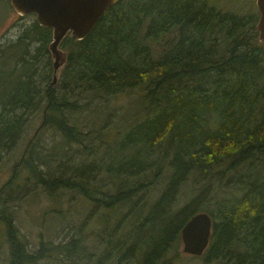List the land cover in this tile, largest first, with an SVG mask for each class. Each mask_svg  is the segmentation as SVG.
<instances>
[{"label":"trees","instance_id":"16d2710c","mask_svg":"<svg viewBox=\"0 0 264 264\" xmlns=\"http://www.w3.org/2000/svg\"><path fill=\"white\" fill-rule=\"evenodd\" d=\"M258 18L255 12L224 13L205 0H121L84 39L64 38L68 61L56 84L52 29L35 21L41 49L52 60L44 78V123L63 141L48 152L30 141L22 165L48 192L76 191L112 214L105 241L113 244V259L101 255L103 263L167 264L186 222L206 212L213 220L206 262L264 264V43ZM31 31L23 32L27 52ZM10 78L11 89L0 100L11 115L0 120V156L21 138L35 83L31 75L22 84ZM136 89L143 99L128 124L113 128L117 136L109 137L110 128L86 131L71 119V111L95 98ZM76 90L86 99H78ZM102 173L118 180L116 189L104 190ZM192 178L201 187L193 186L194 196L174 210ZM148 191L156 196L143 200ZM9 235L11 263L35 261L49 251L42 242L38 254H26L19 236Z\"/></svg>","mask_w":264,"mask_h":264},{"label":"rangeland","instance_id":"374dc122","mask_svg":"<svg viewBox=\"0 0 264 264\" xmlns=\"http://www.w3.org/2000/svg\"><path fill=\"white\" fill-rule=\"evenodd\" d=\"M205 1L218 6L224 13L229 11L238 16H248L252 12L259 14L254 0ZM35 21H38L35 13L21 15L13 8L10 1L0 0V48L4 49L2 56L0 53V83L2 85L0 100L4 93L11 89L8 77L14 81L13 84H22L23 80L28 82L29 75L32 78L34 76L33 79H35V83L31 81L32 92L27 94L31 104L25 114L26 118H23L21 138L12 151L4 152L0 156V264H15L10 262L12 256L9 234L19 236L26 254H38L42 242H45L49 249L46 253L43 251L45 256L35 261L31 259V262L24 260L21 264H107V261L113 259V244L105 241L110 231L108 223L112 222L107 221V218L112 214L97 208L96 204L76 191L61 189L52 193L48 192L30 177L31 172L28 167L22 165L23 159L31 148L30 141L40 147L44 146L45 152H48L49 147L55 142L63 141L53 128L44 123L48 106L46 96L48 82L44 78L49 74L52 60L49 61V54L41 49L40 35L34 30ZM24 30L25 32L32 30L33 40L29 45V52L24 46L26 39H22ZM249 33L247 31L246 35L242 36L249 37ZM222 42L224 46L230 44L227 39H223ZM29 64H33L32 67ZM22 92H26L24 86L21 87V94ZM78 92V99H86L84 93ZM142 99L141 89L105 95L93 99L92 103L84 109L71 111L70 116L73 122L86 131L95 132L110 128L109 137H113L117 136L113 128L122 121L128 124L130 115L135 107L140 106ZM10 116L0 103V120L6 121V117L10 119ZM98 136L99 133L95 135V138L100 142L101 139ZM18 174L20 177L17 180ZM100 178L103 179L104 190L120 184L117 179H113L114 177L107 173H102ZM189 181V184L187 183L179 191L173 204L174 210L180 209L194 196L191 190L193 186L201 187L194 178ZM155 196V192L148 191L143 194V200ZM202 203L200 201V204ZM154 217L151 214V220ZM159 222L165 224L166 220H159ZM148 226L151 228L152 223L150 222ZM123 232L124 229L120 231L121 234ZM123 237L124 235H121V238ZM58 244L60 247L54 251V247ZM68 245L73 248L71 253L64 248ZM78 249H80L79 256H74ZM101 255L108 256L105 263L101 260ZM167 262V264H233L223 263L221 260L206 262L205 254L194 256L185 253L182 237L180 242L172 245ZM120 264L126 263L122 261Z\"/></svg>","mask_w":264,"mask_h":264},{"label":"water","instance_id":"95a60500","mask_svg":"<svg viewBox=\"0 0 264 264\" xmlns=\"http://www.w3.org/2000/svg\"><path fill=\"white\" fill-rule=\"evenodd\" d=\"M21 15L35 13L38 23L52 29L49 50L53 58V80L68 61V52L62 48L64 38L70 34L81 40L90 34L105 11L121 0H9ZM259 10L257 30L264 43V0H255ZM213 220L206 212H198L184 225L181 232L183 251L194 256L204 254L210 245Z\"/></svg>","mask_w":264,"mask_h":264},{"label":"flooded vegetation","instance_id":"af4514ba","mask_svg":"<svg viewBox=\"0 0 264 264\" xmlns=\"http://www.w3.org/2000/svg\"><path fill=\"white\" fill-rule=\"evenodd\" d=\"M9 1V0H8Z\"/></svg>","mask_w":264,"mask_h":264}]
</instances>
